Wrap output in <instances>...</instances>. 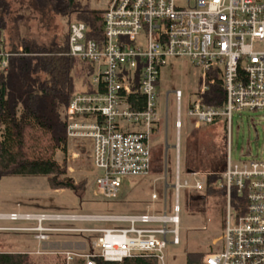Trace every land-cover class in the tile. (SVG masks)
I'll return each instance as SVG.
<instances>
[{"label":"built area","instance_id":"obj_1","mask_svg":"<svg viewBox=\"0 0 264 264\" xmlns=\"http://www.w3.org/2000/svg\"><path fill=\"white\" fill-rule=\"evenodd\" d=\"M100 10V41L87 39V28L82 22L69 26L68 54L92 67L88 81L93 93L74 95L62 117L68 143L88 144L98 196L115 200L121 195L124 179L149 175L151 138L160 121L158 84L170 62L186 61L195 70L198 90L185 113L195 129L223 120L230 130L234 113L264 110V0H106ZM22 52L19 47L18 54ZM12 56L13 53L0 51V73L6 70ZM137 73L138 88L144 97L142 109H133L126 102ZM216 79L224 91V102L219 108L203 102ZM174 98L177 137L173 146V215H166L165 202L162 216L10 213L0 214V220L34 222L35 226L27 231L34 233L38 243L48 241V234L53 232L98 235L91 242L90 253L61 252L65 264L75 258L95 264L97 257L115 263L152 257L164 264L166 245L179 244L180 191L205 190L206 177L211 175L190 172L182 178V92L175 90ZM163 111L167 122V97ZM3 134L0 126V142ZM219 175L216 188L226 191L225 226L217 240L222 247L204 254L201 263L264 264V153L253 156L250 148L249 156L245 150L241 159L233 162L229 149L225 169ZM165 186L168 187L166 183ZM232 189L237 197L245 199L244 207L232 204ZM152 199H156L154 194ZM61 221L128 226L68 230L42 227L44 222ZM158 224L163 226H153Z\"/></svg>","mask_w":264,"mask_h":264},{"label":"rangeland","instance_id":"obj_2","mask_svg":"<svg viewBox=\"0 0 264 264\" xmlns=\"http://www.w3.org/2000/svg\"><path fill=\"white\" fill-rule=\"evenodd\" d=\"M10 17L6 34L13 43L26 40L35 44L50 45L62 43L68 33L70 24L75 22V14L60 16L47 6L31 4L30 0H22L23 4L10 0ZM80 7L102 9V0H76ZM35 5V6H34ZM13 18L16 21L13 22ZM12 19V20H11ZM78 85V83H77ZM180 90L183 95L180 131L181 150L180 164L182 178H185V146L186 143L196 145L198 152L197 166L200 172L210 171L211 167L222 163L230 149L231 161L241 159L247 144L252 155L264 153V110L242 111L234 113L231 129L219 120L213 124L202 126L193 138V125L186 117L188 102L196 98L198 90L195 70L186 61L170 62L163 70L159 82V124L151 138V148L155 159L162 158L161 172L151 171L148 176L126 178L123 180L121 195L115 200H106L94 191L95 172L90 161L87 143L71 142L67 144V152L55 153V160L67 166L65 178L73 184L83 183L82 197L70 190H53L46 176H11L0 180V214H49L56 216H122L152 214L173 215L175 192L173 189L174 150L177 134L176 103L174 91ZM168 98V117L165 122L163 103ZM63 117V111L61 112ZM258 137L255 140V132ZM225 138V139H224ZM220 151V153H218ZM226 152V153H225ZM212 164V166H211ZM156 166V165H154ZM166 177V180H165ZM165 183L168 187L165 186ZM156 199H152V195ZM179 197V244L168 243L163 251L164 264H186L188 253L207 254L219 250L222 242L217 241L223 234L225 226L226 199L220 195H206L204 191L182 189ZM35 226L32 221L0 220V252L21 250L27 241L35 240L34 233L23 232ZM128 226L111 222H44L42 227L54 229H117ZM162 227L163 225H153ZM168 229L172 225H167ZM22 231V232H21ZM49 240L42 243L38 252L28 254L35 264H65L61 252L71 251L77 254L91 252V242L97 234H79L70 232L49 233ZM170 239V237H168ZM170 242V241H169ZM86 252L83 248L86 247ZM36 246V240L34 241ZM46 252L44 255L40 253ZM81 258H75L69 264H79Z\"/></svg>","mask_w":264,"mask_h":264},{"label":"trees","instance_id":"obj_3","mask_svg":"<svg viewBox=\"0 0 264 264\" xmlns=\"http://www.w3.org/2000/svg\"><path fill=\"white\" fill-rule=\"evenodd\" d=\"M14 3L23 4V1L15 0ZM30 3L40 4V7L47 6L60 16L75 14V21L86 25L87 39H102V10L80 7L76 0H30ZM11 4L10 0H0V51L13 53L8 67L0 73V126L4 128L3 140L0 142V180L11 176H46L53 190H70L76 196L82 197L84 184L75 185L68 181L65 178V160L58 163L54 157L57 151L63 154L67 152L66 122L61 117V112L74 95L93 93L88 81L92 67L69 56L68 33L59 44L54 42L50 45H39L26 40L19 41V45L13 43L6 34ZM15 21L16 18H13V22ZM19 47L23 50L22 55L18 54ZM126 102L133 109H142L144 106V97L138 88V73ZM203 102L215 108L222 106L224 91L218 79L205 93ZM198 129L192 130L190 135L193 138ZM150 155V172L154 169L161 172L162 158L155 159L152 148ZM197 155L196 145L186 143V173L200 172ZM221 163L222 168L220 163L214 166L211 164L210 171L202 172L211 174L206 177L207 186L203 190L206 195H226L225 189L216 188L220 181L219 174L226 166V154ZM231 202L233 205H246L245 199L237 197L233 189ZM203 255L197 252L188 253L186 264H202ZM94 262L158 264L152 257L127 258L122 263L106 262L97 257ZM35 263L28 254L0 253V264ZM79 264H85V261L82 259Z\"/></svg>","mask_w":264,"mask_h":264},{"label":"crops","instance_id":"obj_4","mask_svg":"<svg viewBox=\"0 0 264 264\" xmlns=\"http://www.w3.org/2000/svg\"><path fill=\"white\" fill-rule=\"evenodd\" d=\"M22 232V231H21ZM23 232H28V231H23ZM35 241V240H34ZM34 241H30V243L27 241V243L24 244L23 248L21 250H18V251H11V252H0V253H11V254H34V252L36 250H40L41 248V245L42 243L44 242H41V243H38L36 242V246H34ZM84 250H82L83 252H86L87 250V245L86 247L83 248ZM65 252V251H64ZM36 253V252H35ZM37 254V253H36Z\"/></svg>","mask_w":264,"mask_h":264},{"label":"water","instance_id":"obj_5","mask_svg":"<svg viewBox=\"0 0 264 264\" xmlns=\"http://www.w3.org/2000/svg\"><path fill=\"white\" fill-rule=\"evenodd\" d=\"M254 132H255V140L258 139L257 135H256V130L254 129ZM249 151H250V146L249 144H247L246 146V156H249Z\"/></svg>","mask_w":264,"mask_h":264}]
</instances>
